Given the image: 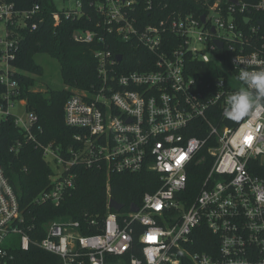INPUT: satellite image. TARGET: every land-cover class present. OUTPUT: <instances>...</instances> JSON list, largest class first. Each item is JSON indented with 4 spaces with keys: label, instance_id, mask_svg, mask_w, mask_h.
I'll return each instance as SVG.
<instances>
[{
    "label": "built area",
    "instance_id": "1",
    "mask_svg": "<svg viewBox=\"0 0 264 264\" xmlns=\"http://www.w3.org/2000/svg\"><path fill=\"white\" fill-rule=\"evenodd\" d=\"M72 1L74 9L52 17L56 25L61 17L91 19L93 29L72 37L97 47V82L63 106L64 123L74 131L65 149L35 139V115H15L26 142L35 143L52 170L31 204L59 207L75 187L78 166L108 177L150 172L158 189L127 212H115L108 201L103 218L86 224L54 219L37 246L57 264H264V98L241 118L223 114L227 96L242 87L240 71L264 68V0H205V13L162 20L154 15L160 0H92L93 16L81 0ZM38 10L21 14L0 2L7 31L0 35V84L8 102L0 118L11 113L17 88L10 75L17 40L7 29L26 17L35 30L42 23L34 18ZM120 46L150 52L149 70L123 69ZM31 228L0 169V264L14 260L16 244L29 250ZM204 233L210 253L193 250Z\"/></svg>",
    "mask_w": 264,
    "mask_h": 264
},
{
    "label": "trees",
    "instance_id": "2",
    "mask_svg": "<svg viewBox=\"0 0 264 264\" xmlns=\"http://www.w3.org/2000/svg\"><path fill=\"white\" fill-rule=\"evenodd\" d=\"M92 0H81L84 11L88 10V3ZM205 0H160V5L153 13L158 19H171L178 14L198 16L205 13ZM213 3L214 0H207ZM12 4L15 11L28 14L35 6L39 10L34 18L38 22L35 30L31 29V20L23 18L25 25L8 27L11 38L17 40L15 59L10 65L15 71L10 73L17 83L16 93L12 101H25L24 108L37 118L32 126L35 139L47 145L54 143L63 149L71 145L74 134L63 119V106L71 95V89L89 90L97 82L96 63L93 59L95 44L75 42L72 34L75 30H90L91 19L87 16L78 21L66 20L56 25L52 14L57 11L53 0H0ZM156 18V20H158ZM264 21V15L261 16ZM22 21V19H21ZM10 37V35H9ZM107 39L115 40L110 36ZM122 47L119 52L123 54V67L128 70L148 71L151 64V55L145 49L129 50ZM37 54H47L56 58L60 64L63 83L69 87L64 90L48 88L46 93H37L30 90L29 84L33 82L30 74L39 73L42 69L33 58ZM144 63L143 66L140 63ZM153 62V61H152ZM5 89L0 84V108L7 109ZM15 114L10 113L0 118V169L8 182L19 194V203L26 219V226H32L29 231L30 247L22 251L16 244L10 249L14 260L10 264H57L59 260L41 250L37 242L45 237V225L54 219L69 217L72 220L86 224L88 220L101 219L106 214V204L114 200L123 206L122 212H127L131 204L140 206L145 193H153L158 189L156 177L150 172L138 174H112L109 177L104 170L86 169L83 166L75 168L77 175L74 189L69 193L59 207L51 204L34 206L32 198L41 190L47 188L51 168L45 163L42 151L33 142H26L25 133L15 125ZM21 143L17 152L12 149L15 144ZM26 169V171H24ZM107 183L109 184L107 186ZM93 230H83V234H91ZM193 245V250L199 252H212L210 237L205 233L199 236Z\"/></svg>",
    "mask_w": 264,
    "mask_h": 264
},
{
    "label": "rangeland",
    "instance_id": "3",
    "mask_svg": "<svg viewBox=\"0 0 264 264\" xmlns=\"http://www.w3.org/2000/svg\"><path fill=\"white\" fill-rule=\"evenodd\" d=\"M57 11L61 12L67 9H74V1L72 0H53ZM16 27L20 28L22 25L21 19H16ZM9 29V28H8ZM7 29V30H8ZM4 27L0 26V35L5 34ZM11 32V31H10ZM7 34V31H6ZM34 62L42 69V75L39 73L30 74L33 77V82L29 84L30 90L37 93H46L48 88L52 90H68L69 87L63 83L60 71V64L56 58L47 54H37L33 58ZM15 71V68L13 67ZM81 91L80 89H71L70 94ZM11 113H14L19 119H26L29 113L25 110V101H11Z\"/></svg>",
    "mask_w": 264,
    "mask_h": 264
},
{
    "label": "clouds",
    "instance_id": "4",
    "mask_svg": "<svg viewBox=\"0 0 264 264\" xmlns=\"http://www.w3.org/2000/svg\"><path fill=\"white\" fill-rule=\"evenodd\" d=\"M238 79L242 82V87L227 96L223 113L229 119L247 115L258 105L259 98H264V68L241 70Z\"/></svg>",
    "mask_w": 264,
    "mask_h": 264
},
{
    "label": "water",
    "instance_id": "5",
    "mask_svg": "<svg viewBox=\"0 0 264 264\" xmlns=\"http://www.w3.org/2000/svg\"><path fill=\"white\" fill-rule=\"evenodd\" d=\"M229 1L232 2V3H236V0H229ZM200 21H201L202 23H204V21H205V17L202 16L201 19H200ZM259 24H260V26H264V22H260ZM212 31H213V30H212ZM215 44H216V46H217L219 49L222 48V44H221V43L215 41ZM117 60H118V61H121V55H118V56H117ZM109 208L112 209V210H114L115 212H120L121 209L123 208V206H122L121 204L117 203V202L114 201V200H110V201H109ZM131 210H132V211H136V207H135V206H132V207H131Z\"/></svg>",
    "mask_w": 264,
    "mask_h": 264
}]
</instances>
